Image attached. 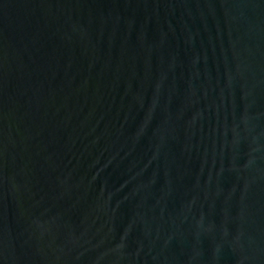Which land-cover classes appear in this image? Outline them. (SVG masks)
I'll list each match as a JSON object with an SVG mask.
<instances>
[{
	"label": "water",
	"instance_id": "1",
	"mask_svg": "<svg viewBox=\"0 0 264 264\" xmlns=\"http://www.w3.org/2000/svg\"><path fill=\"white\" fill-rule=\"evenodd\" d=\"M0 264H264V0H0Z\"/></svg>",
	"mask_w": 264,
	"mask_h": 264
}]
</instances>
